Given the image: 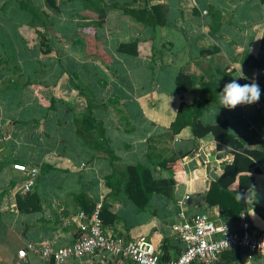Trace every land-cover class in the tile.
<instances>
[{
    "label": "crops",
    "instance_id": "obj_1",
    "mask_svg": "<svg viewBox=\"0 0 264 264\" xmlns=\"http://www.w3.org/2000/svg\"><path fill=\"white\" fill-rule=\"evenodd\" d=\"M5 2L0 0V83L9 78L8 71H15L3 60L10 50L13 65L18 66L17 82L23 85L13 91L2 90L16 98L15 112L4 108L0 101V264L15 261L20 248L25 249L20 264H118L117 258L107 253L55 263L26 249L27 243H49L52 247L70 244L80 234L78 211L88 215L98 202L113 216L101 219L105 232L124 241L143 236L165 259L174 258L182 247L170 228L180 219L179 212L186 216L202 212L230 229L238 228L239 214L244 213L251 227L264 231V212H258L264 209V159L256 164L259 172L252 174L251 186L244 192L247 201H239L235 195L232 199L213 193V189L208 191L232 157L229 151L215 148L211 133L194 137L188 126L175 134L167 133L179 103L206 99L210 90L215 91L216 98L202 110L199 122L212 125L224 119L228 131L244 147L264 148V126L256 116L260 102L226 109L221 107L218 96L224 84L233 79L241 84H259L256 66L264 68V3L96 0L105 12L102 24L95 30L97 45L108 55L105 64L87 55L83 38L74 34L79 25L92 22L91 16L78 13L79 5L73 9L72 3L77 0H55V8L48 7L44 0H32V13L39 16L38 20L14 8L19 12L11 11L16 24L10 36L5 25L7 14L2 9ZM115 3L118 6H111ZM153 5L163 6L158 21L164 23L150 24L147 20ZM31 19L41 27L35 45L37 55L34 46L28 51L22 46L24 40H20L19 26H29ZM74 39L77 42L70 43ZM131 41H136L135 55L116 50L119 43ZM62 47L67 49L64 55L59 60L52 59ZM17 51L24 53L23 57ZM39 52L47 56L40 57ZM247 56L255 64L243 62ZM46 58L52 60L48 72ZM26 63L30 65L24 66ZM25 67L32 68V72L23 73ZM68 70L79 74L95 99L91 108L95 128L83 140L75 136L73 127V118L83 111V99L78 100L81 107L76 109L64 105L66 102L54 90ZM178 72L190 77V90L175 87ZM28 80L29 85L25 84ZM67 82L62 85L66 96L72 87L69 79ZM18 91L24 96L17 97ZM49 97L55 99L52 109L41 104ZM113 97L125 112L112 104ZM22 113L28 116H15ZM171 155L179 158V171L171 174L153 164L157 156ZM12 163H22L33 172L17 171ZM133 164L149 166L154 179L166 180L173 175L170 188L166 183L163 192L151 194L142 208L123 192L124 167ZM28 178L33 183L24 190L23 183ZM57 178L65 180L63 187H57ZM236 186L235 179L229 187ZM241 259V252L223 250L213 264H241ZM248 264L262 262L253 257Z\"/></svg>",
    "mask_w": 264,
    "mask_h": 264
},
{
    "label": "trees",
    "instance_id": "obj_2",
    "mask_svg": "<svg viewBox=\"0 0 264 264\" xmlns=\"http://www.w3.org/2000/svg\"><path fill=\"white\" fill-rule=\"evenodd\" d=\"M81 2L82 11L80 15H89L92 17V22L89 25H83L82 27L87 32V35L82 36L78 33V29L74 31V34L80 35L84 41V52L89 56H96L103 63L107 64L108 58L106 55L96 50L97 41L95 39V30L99 27L104 20V7L96 3V0H78ZM46 5L51 8H55V0H44ZM259 3H264V0H258ZM111 6H118L116 3ZM23 9L29 11L32 17H35L32 13V8H29L26 5H23ZM150 14L149 20L150 24L164 23V21H158V15L162 12V5H153ZM142 14V13H141ZM156 15V16H155ZM138 19V16L135 15ZM139 20H142V16L139 15ZM78 28V27H77ZM82 30V29H80ZM77 42L75 39L70 41V43ZM118 52H124L127 54L135 55L136 54V41H131L128 43H119L116 47ZM243 62L246 64H255L253 59L250 57H244ZM259 68V86L261 89V96L259 104L256 105V116L258 120L264 126V68L261 65H257ZM63 71V67H60ZM68 79L69 83L73 89H76L77 95L82 97L84 102V108L81 114L73 118V127L74 134L80 139L86 138V133L95 128V119L91 114V108L95 105V99L92 96V92L87 83L82 81L79 77V74L71 70H68ZM99 82V80H98ZM102 82V81H101ZM27 84V83H25ZM101 84H104L103 82ZM175 87L179 90H190L191 89V79L188 75L178 72L174 78ZM215 92V91H214ZM214 92L209 90V96L206 99L199 101H193L190 104H185L180 102L173 120L169 123L167 128V133L170 135L177 133L182 127L188 126L192 135L194 137H201L206 133H211L214 142L215 148L217 150H226L231 153V160L228 163L223 165L220 175L216 178L215 181L210 183L208 191L211 190L213 193H218L220 195L224 194L227 197L234 199V195L237 196L238 192L244 193L252 183V174L258 173L259 168L256 164L264 159V148L262 150L248 149L244 147L229 131L227 127L226 120H221L220 122L212 125H202L198 117L203 109H205L215 98ZM113 100L112 104L118 103L115 97L111 98ZM55 99L49 97L47 99V104L44 106L46 109H52L54 106ZM124 116V115H123ZM119 119L121 117L119 116ZM125 123H127V117L124 116ZM97 148V146H93ZM106 151V150H105ZM107 152V151H106ZM107 154L111 155V152L108 151ZM177 156H168L161 158L157 156L153 160V164L166 169L167 171L173 174L176 171H179V162ZM123 192L138 208L144 207L148 198L153 193L163 192L162 189L167 183V188L171 186L174 182L173 175L172 178L168 179H154L151 176L149 166L142 164H133L125 165L123 171ZM237 180L236 188H230L229 185L233 180ZM208 193V192H207ZM209 195V193H208ZM210 202V196L208 199ZM259 213L264 212V209L259 210ZM105 215L112 219L113 216L108 213L105 208V205L100 206L99 217L100 219L104 218ZM160 260H165L164 257L159 256Z\"/></svg>",
    "mask_w": 264,
    "mask_h": 264
},
{
    "label": "built area",
    "instance_id": "obj_3",
    "mask_svg": "<svg viewBox=\"0 0 264 264\" xmlns=\"http://www.w3.org/2000/svg\"><path fill=\"white\" fill-rule=\"evenodd\" d=\"M11 167L22 173L33 172V169L27 170L22 163H12ZM32 183L31 178L26 179L23 189L27 190ZM100 206L99 202L96 203L88 215L78 211L77 227L80 234L70 244L52 247L49 243L38 246L27 243L26 249L55 263L82 255L102 256L107 253L117 258L118 264H191L193 261L213 264L223 250H237L242 254L241 264H248L253 257L264 264V231L251 227L244 213L239 214L238 228L230 229L226 224L210 219L205 213L192 212L186 216L179 212L180 219L170 228L182 247L174 258L160 260L157 250L143 236L124 241L121 237L105 232L99 217ZM24 256L25 249H18L16 260L11 264H20Z\"/></svg>",
    "mask_w": 264,
    "mask_h": 264
},
{
    "label": "rangeland",
    "instance_id": "obj_4",
    "mask_svg": "<svg viewBox=\"0 0 264 264\" xmlns=\"http://www.w3.org/2000/svg\"><path fill=\"white\" fill-rule=\"evenodd\" d=\"M33 1H35V0H33ZM31 3H32V0H6V2L2 6V9H3V12H4L3 14H5V15L7 14V17L5 19V25L8 28L9 36L11 35L10 33H11L12 27L16 24V21H15L16 16H14L13 14H11V11H18L17 9H14V8H19V10H23L24 12H29V11L23 9L22 7H23V5H26L29 8H32ZM76 4L80 6L79 7V12H78V13H80L82 11V9H81V2L77 0V2L72 3L73 9H76ZM38 17L39 16L35 17L34 19H37L38 20ZM17 19L19 20L20 18H17ZM42 20H44V18H42ZM35 22L36 21H32V19H31V22H30L29 26L28 25L19 26V29H20V33H21L20 34V40H24V44L22 46L26 47L28 51H30V49L34 46L35 53L37 55L38 50H37V48L35 46L37 44L38 39H39V36L37 34V31H41V29H39L41 27H38L37 24H35ZM31 24H33V25H31ZM82 26L83 25H79L78 28H77L78 29L77 31H78V33L80 35L85 36V35H87V32L85 31V29ZM80 29H82V30H80ZM52 38L54 39L53 34H52ZM13 45L16 46V44H13ZM57 45L60 46V44H58V43H57ZM20 46H21V44H20ZM61 49H63V50L61 51ZM61 49L60 50H57L56 53L52 55V59L59 60V58L64 55L63 52H66L67 49H64L63 47ZM96 50H99V52H101L102 54L107 55V53L105 54V51L99 45L96 46ZM17 53L21 57H23L22 55H24V53H22L21 51H17ZM17 53H15V55ZM42 53L43 52H39L40 57L45 58L47 55H44ZM91 58H95V57L92 56ZM96 58H98V57L96 56ZM46 59L48 61L46 63H48V64L45 65V68H48V65L51 64L52 60L51 59H48V58H46ZM3 60L5 61V64L9 62L10 65L13 66L12 67L13 70H15V71L18 70V66L13 65V63H15V62H14V56H12V51L9 50L8 51V54L3 57ZM106 61H108V58L106 59ZM29 65H30L29 63H26L24 66H29ZM40 67H43V66H40ZM49 69H52V68H48L47 69V72H48ZM74 69H76L77 71L79 70L78 69V66H76ZM15 71H8L7 75H8L9 78H6L3 82L0 83V90H1L0 95L1 94L3 95V98H0V101L2 102L3 107L6 108L7 110H9L11 113L12 112H15V108L14 107H15V99L16 98L14 97L13 93H11V95L7 96L6 93H4L6 91H2V90L9 89L10 91H13V90H15V89H13L14 87L19 88L20 86L23 85V83L22 84H19L17 82L18 81V77L16 76L17 73ZM31 72H32V68H30V67H28V68L25 67L23 69V73L30 74ZM67 75L68 74H66V76ZM66 76L64 75L63 79L61 81H59L58 83H56V85L54 87V90H55V92H56L57 95H60L58 97H62V98H59V99L64 100L66 102V104H64V105L71 106V107L76 108V109H78V107H79V109H80L81 105H78V104H80L78 102V100H81L82 97H79V96L76 97L75 96L76 89H73L72 87H71L72 89L69 88L71 91H69L70 94L68 96H66L65 93L62 90V85H64V84L67 85V83H68L67 82L68 79L66 78ZM10 78L13 79V80L10 81ZM15 79H16V81H15ZM29 83H30V80H28L27 85H29ZM15 94H17V97L24 96V95H22V93L20 91H18ZM103 96L104 95H101V97H103ZM46 102L47 101L41 100V104H43V105H46L47 104ZM116 105H117L116 107L120 110L121 113L125 112L123 110V107L120 105V103H116ZM116 115L118 116V113ZM15 116H17L19 118H24V117H26L28 115L22 113V114H19V115L16 114ZM29 122H31V121H29ZM55 180H56L57 187H60V188L63 187V183L65 181L64 179L57 178ZM59 192H60V189H57V192L56 193L58 194Z\"/></svg>",
    "mask_w": 264,
    "mask_h": 264
},
{
    "label": "clouds",
    "instance_id": "obj_5",
    "mask_svg": "<svg viewBox=\"0 0 264 264\" xmlns=\"http://www.w3.org/2000/svg\"><path fill=\"white\" fill-rule=\"evenodd\" d=\"M219 103L222 108L233 109L239 105H251L259 101L261 89L256 82L241 84L236 79L224 84L218 92ZM239 201H247L244 193L238 192Z\"/></svg>",
    "mask_w": 264,
    "mask_h": 264
}]
</instances>
